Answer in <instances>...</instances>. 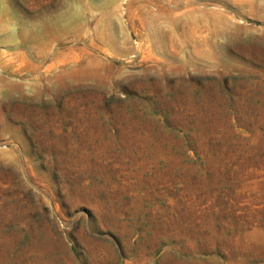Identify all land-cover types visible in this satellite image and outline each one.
Here are the masks:
<instances>
[{"label":"rangeland","instance_id":"obj_1","mask_svg":"<svg viewBox=\"0 0 264 264\" xmlns=\"http://www.w3.org/2000/svg\"><path fill=\"white\" fill-rule=\"evenodd\" d=\"M0 264H264V0H0Z\"/></svg>","mask_w":264,"mask_h":264}]
</instances>
